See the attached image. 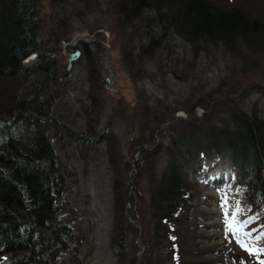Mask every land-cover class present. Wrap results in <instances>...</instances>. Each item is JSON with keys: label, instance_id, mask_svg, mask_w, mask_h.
Here are the masks:
<instances>
[{"label": "trees", "instance_id": "1", "mask_svg": "<svg viewBox=\"0 0 264 264\" xmlns=\"http://www.w3.org/2000/svg\"><path fill=\"white\" fill-rule=\"evenodd\" d=\"M63 1L50 0L52 4ZM38 3L0 0V264H60L61 252L77 253L76 231L61 214L63 171L50 134L61 126L63 117L53 106L61 64L51 56L54 48L49 41L60 44L64 35L58 34L59 25L45 40ZM112 10L121 25L134 29L147 19L162 28V38L178 35L194 52L216 45L241 50V60L252 63L251 53L264 51V5L251 6L242 0H115ZM158 44L151 38L136 56H126L130 72L136 61L153 56ZM79 51L81 57L90 59L88 50ZM31 56L37 61L26 67L24 62ZM91 74L97 76L98 71L93 68ZM231 90L224 100L215 97L220 87L210 90L195 99H200L198 103L183 109L188 118L179 120L180 134L168 147V163L159 179L155 168L151 169L156 148L144 146L146 136L137 133L134 167L150 184V220L146 227L140 225L145 248L139 264H189L176 257L175 250L181 241L196 237L199 181L209 172L227 167L234 175L232 188L241 190L242 199L252 208H264V112L246 108L241 103L243 93ZM210 100H216L214 106ZM144 102L145 97L139 120L150 137L153 126L172 125L177 109L155 112L150 121L144 116L149 108ZM224 104L227 113L216 110ZM196 108L205 112L202 120ZM106 133L101 130L98 137ZM129 190L134 200L137 191ZM113 192L117 202L114 238L118 240L125 225L135 228L128 219L139 218L135 204L130 203L126 216L125 196L117 186Z\"/></svg>", "mask_w": 264, "mask_h": 264}, {"label": "rangeland", "instance_id": "2", "mask_svg": "<svg viewBox=\"0 0 264 264\" xmlns=\"http://www.w3.org/2000/svg\"><path fill=\"white\" fill-rule=\"evenodd\" d=\"M242 1L251 6L264 5V0ZM114 2L64 0L52 4L50 0H39L38 3L45 40L48 41V33L59 25L58 34L64 35L60 44L49 41L54 48L51 56L61 64L60 79L52 96L53 106L64 118H61L63 123L58 124L61 126L50 134L54 154L63 171L61 214L76 231L77 253L61 252L60 264H139L145 248L141 244L143 230L140 225L146 227L150 220V184L149 178L134 167L138 158V153L133 151L139 145L137 133L146 136L144 146L156 148L151 169L155 168L159 179L168 163V147L180 134L182 122L179 120L188 118L183 109L198 103L200 99H195L200 94L220 87L215 97L224 100L231 89L237 88L243 93L241 103L246 108L264 112V51L251 53L252 63L241 60L240 49L229 50L215 45L194 52L178 35L162 38V28L147 19L139 25L136 23L134 29L121 25L112 10ZM151 38L159 43L158 49L153 56L136 61L134 72H130L126 56H136ZM63 43L67 46L63 47ZM75 49H86L91 57H80L67 70V56ZM125 51L128 53L124 54ZM36 61L37 57L31 56L24 65L31 67ZM93 68L98 71L97 76L91 74ZM135 72L137 75L133 77ZM106 80L110 90L105 89ZM143 97L149 107L144 110L147 120L149 116L151 121L155 112L163 114L166 110L177 109L172 125L167 122L160 127L153 126L151 137L139 120ZM215 101L210 100L209 105L214 106ZM226 105L215 108L227 113ZM196 113L202 120L205 112L196 108ZM101 130L108 133L98 137ZM109 136L110 140H105ZM233 179L227 167L209 172L200 179L197 201L200 219L196 237L181 241L180 248L175 250L176 257L179 255L183 262L259 264L264 261V252L249 255L237 243L240 238L257 248L264 243L255 239L264 237V208L248 205L242 199L241 190L232 188ZM114 186L120 188L122 197L125 196L126 216L130 203L135 204L139 218L136 221L128 219L135 228L125 225L123 231H119V242L116 236L114 238L117 204ZM129 189L137 191L134 200H130ZM237 208V221L247 223L240 229V235L234 236L225 228Z\"/></svg>", "mask_w": 264, "mask_h": 264}, {"label": "snow or ice", "instance_id": "3", "mask_svg": "<svg viewBox=\"0 0 264 264\" xmlns=\"http://www.w3.org/2000/svg\"><path fill=\"white\" fill-rule=\"evenodd\" d=\"M239 212V208L236 209V212H234L231 216V218L226 223V232H231L234 236L240 235V229L247 223L245 221L243 224L237 221L236 215ZM225 215H227V212H225ZM248 235H251V233H248ZM258 241H264V237L257 236L255 237ZM237 243L243 248L245 251L249 253V255H259V253L264 252V243L260 245V247H253L250 244L246 243L244 239L240 238L237 240ZM259 264H264V261H260Z\"/></svg>", "mask_w": 264, "mask_h": 264}, {"label": "water", "instance_id": "4", "mask_svg": "<svg viewBox=\"0 0 264 264\" xmlns=\"http://www.w3.org/2000/svg\"><path fill=\"white\" fill-rule=\"evenodd\" d=\"M62 46L66 47L67 45L65 43H63ZM80 57H81V52L78 50H76L73 53L68 54V56H67V62H68L67 70L70 69L72 67V64L74 62H76ZM105 89L110 90L108 80H106V82H105Z\"/></svg>", "mask_w": 264, "mask_h": 264}, {"label": "bare ground", "instance_id": "5", "mask_svg": "<svg viewBox=\"0 0 264 264\" xmlns=\"http://www.w3.org/2000/svg\"><path fill=\"white\" fill-rule=\"evenodd\" d=\"M140 158V157H139Z\"/></svg>", "mask_w": 264, "mask_h": 264}]
</instances>
